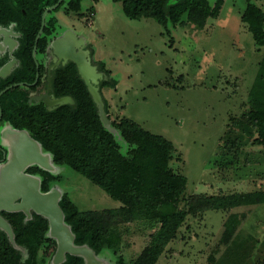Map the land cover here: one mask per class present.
Masks as SVG:
<instances>
[{
    "label": "rangeland",
    "instance_id": "rangeland-1",
    "mask_svg": "<svg viewBox=\"0 0 264 264\" xmlns=\"http://www.w3.org/2000/svg\"><path fill=\"white\" fill-rule=\"evenodd\" d=\"M252 1L264 10V0ZM244 6L243 0H224L219 15L203 26L184 20L169 33L153 19L127 18L120 2L112 0H81L80 11L67 16L63 5L55 13L59 25L83 37L93 49L92 59L117 81L103 92L110 119H130L173 144L170 167L187 179L179 207L188 210L197 194L219 202L229 198L222 208L189 213L156 264H264V203L256 201L264 192V144L256 141L259 134L247 114L254 107L249 91L263 48L254 45L240 19ZM16 146L11 143L9 158H17ZM24 158L21 165L31 160ZM51 173L58 192L52 198L67 193L80 217L93 225L114 220L105 211L121 204L101 188L64 165H55ZM5 182L15 183L14 177L7 173ZM57 224L58 235L70 243L68 227L59 218ZM118 228L120 252L132 262L152 230L142 220H118ZM53 240L40 254L50 255L51 264L58 248ZM82 252L87 264H114L109 251Z\"/></svg>",
    "mask_w": 264,
    "mask_h": 264
},
{
    "label": "trees",
    "instance_id": "trees-1",
    "mask_svg": "<svg viewBox=\"0 0 264 264\" xmlns=\"http://www.w3.org/2000/svg\"><path fill=\"white\" fill-rule=\"evenodd\" d=\"M26 6L35 5L31 24L26 29L33 39L40 24L42 8L56 0H16ZM241 21L251 33L254 45L263 48L257 71L249 91L248 120L259 134L256 140L264 144V10L252 0H243ZM120 2L123 14L132 20L150 18L167 33L170 26L188 20L203 26L207 19L216 18L224 0H112ZM81 0H70L69 10L80 11ZM52 20L44 28L49 35L56 30ZM43 48L46 43L43 41ZM91 63L102 73L97 83L104 110L110 120L109 131L102 124L97 104L88 91L76 65L69 62L53 72L52 90L56 96L68 95L73 104H60L47 109L42 103L28 104L26 96L7 92L0 96V105L6 119L17 129L27 130L31 138L51 155L55 165H64L101 188L109 197L117 200L118 208L105 211L113 221L106 219L93 225L80 217V211L67 193H63L58 205L64 213V223L70 228L75 246L87 247L94 255L110 252L114 264H156L165 247L172 241L189 213L224 207L227 196L193 195L188 210L179 207L186 191L187 179L170 167L174 158L173 144L165 137L143 129L127 118L111 120L109 104L103 96L105 88H114L117 81L110 76L101 62L92 59L93 49L88 44ZM30 52V50L28 51ZM224 153V152H223ZM225 155V154H224ZM41 177V191L51 187L54 175L41 168L29 169ZM257 202L264 203V192L257 194ZM71 212L66 214V211ZM0 216L11 227L13 237L0 229V264H51V256H41L45 242H53L49 236L47 217L30 211H0ZM103 216V213H102ZM121 222L145 221L152 230L147 246L134 261H127L120 252ZM229 225L225 230L228 239ZM58 264H86L82 255L65 253Z\"/></svg>",
    "mask_w": 264,
    "mask_h": 264
},
{
    "label": "flooded vegetation",
    "instance_id": "flooded-vegetation-1",
    "mask_svg": "<svg viewBox=\"0 0 264 264\" xmlns=\"http://www.w3.org/2000/svg\"><path fill=\"white\" fill-rule=\"evenodd\" d=\"M25 2L26 0H20ZM70 0H61L54 8L48 10L44 16L42 26V15L45 10L53 7L58 0L53 4L42 8L40 14V24L33 39L30 38V33L26 29L32 23L30 20L31 13L38 7L35 5L23 6L16 0H0V96L7 92H13L17 95L26 96L28 104L42 103L47 109H52L60 104L47 106L43 97L48 96L49 100L58 99L61 97H70L68 95L56 96L52 90L53 72L59 67L67 65L70 60L58 59L49 48L51 42L60 36L67 28H62L55 15L56 12L63 7V14L67 15L69 10ZM81 6V5H80ZM68 16V15H67ZM52 20L55 21L57 27L54 32L47 35L44 33V28ZM42 27L41 33L37 38L38 32ZM46 43L43 48L42 42ZM86 47L85 50H89ZM30 50V52H28ZM90 59V56H89ZM41 97L40 99H36ZM0 105V167L3 164H8L9 156L13 150L11 143L16 145L22 151L23 134L27 130L17 129L10 123ZM30 135V134H29ZM31 138V136H30ZM16 146V147H17ZM16 151V152H17ZM37 166H28L25 173L32 176H38L41 182V177L35 173L29 172V169ZM39 168V167H37ZM12 168L8 170L10 176L13 175ZM13 177V176H12ZM52 188V187H51Z\"/></svg>",
    "mask_w": 264,
    "mask_h": 264
},
{
    "label": "water",
    "instance_id": "water-1",
    "mask_svg": "<svg viewBox=\"0 0 264 264\" xmlns=\"http://www.w3.org/2000/svg\"><path fill=\"white\" fill-rule=\"evenodd\" d=\"M61 0H58V2L51 8L45 10V12L42 15V26H43V20L46 12L54 7H56ZM42 30V27L40 28L37 38L40 35ZM86 47L85 39L81 36H77L72 30L68 29L65 30L60 36L55 38L49 48L51 49V52L58 57V59H64V60H70L72 61L77 68L78 73L80 74L81 78L83 79L88 91L93 97V100L97 104L98 108V114L100 117V120L105 128H107L109 131H113V129L110 127V120L108 119V116L104 110L102 98L99 94L97 83L103 76L101 72H98L96 69V66L91 65L88 51L84 48ZM41 97H37L36 99H40ZM43 101L47 106L56 105V104H65V103H71L73 104V100L71 97H61L54 100H49L48 96L45 95L43 97ZM35 142V140H33ZM37 144V143H36ZM35 146V145H34ZM37 146V145H36ZM32 155V157L28 155ZM25 156H28L31 160L27 161L26 163L21 165L22 161H19L20 157L16 155L17 158H10L8 164H5L4 170L0 169V211H18L21 210L25 212L28 216L30 215V211H34L38 214H41L45 217H47L49 222V230L48 234L52 238L55 237L58 240V248L56 250L55 256L53 258V264H58L65 258V253H71V254H77L82 255L85 260L86 256L82 252V250L90 251L87 247L84 246H75L73 244V235L71 233V241L70 243H67L65 239L63 240L58 233V218L62 223H64V216L62 213L61 208L58 205V201L61 197V195L54 199L52 198L54 195H58L57 190L50 189L45 193H40L37 190H32L29 186H26L25 184L21 183V176L19 174H13L15 183L9 184L5 182L6 174L9 170V168L12 170H15L18 167H23L28 162H37L40 164V167L43 170H46L50 172L51 167L48 166V164H45L43 160L41 161L39 156L37 155V152L33 154L31 150L27 154H24ZM39 158V159H38ZM26 159V158H23ZM7 166V169H6ZM6 169V171H5ZM19 198L20 200L17 201L15 199ZM57 208L60 211V215L56 216ZM64 225H66L64 223ZM67 226V225H66ZM68 227V226H67ZM0 229L4 230L7 235L9 236L10 240H12L13 233L11 230V227L9 224L0 216ZM70 230V228L68 227ZM71 232V231H70ZM64 234V232H63ZM91 252V251H90ZM92 253V252H91ZM93 254V253H92ZM87 264V261H86Z\"/></svg>",
    "mask_w": 264,
    "mask_h": 264
},
{
    "label": "crops",
    "instance_id": "crops-1",
    "mask_svg": "<svg viewBox=\"0 0 264 264\" xmlns=\"http://www.w3.org/2000/svg\"><path fill=\"white\" fill-rule=\"evenodd\" d=\"M104 90H103V92H104ZM23 135H24L23 136V142H22L23 144H22V147H21L22 151H17V153H16L17 156L20 157V158H24V156H25L24 154H27L28 155V152L30 150H31V152L33 154H35L37 152V155L36 156H39V158H40L41 161L43 160V162L45 164H48V166L51 167V170H50V173H51L54 170V168H55V164L52 161L51 155L49 153L45 152L42 149L41 145L38 142H36V141L33 142V139L30 138L29 133L24 132ZM28 156L32 157V155H30V154ZM31 165H33V166L35 165V166L41 168L40 167V164H38L37 162H33L32 161V162H28L27 164H25L21 168V171L20 172H18L17 170H14L12 172H13V174H19L21 176V181H20L21 183L25 184L26 186H29L32 190H37L40 193H45V192H42L41 191V182H40L39 177L38 176L28 175V174L25 173L26 167L31 166ZM51 187H50V189H52ZM15 200L19 201L20 199L17 198Z\"/></svg>",
    "mask_w": 264,
    "mask_h": 264
}]
</instances>
